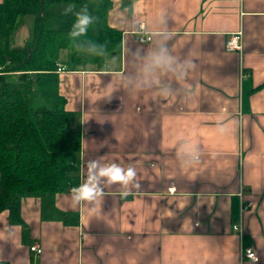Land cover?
I'll return each instance as SVG.
<instances>
[{
	"label": "crops",
	"instance_id": "1",
	"mask_svg": "<svg viewBox=\"0 0 264 264\" xmlns=\"http://www.w3.org/2000/svg\"><path fill=\"white\" fill-rule=\"evenodd\" d=\"M63 4L50 6L64 13ZM28 6L0 0L9 39L0 49L32 38ZM106 21L121 32L120 51L101 66L58 59L66 70L29 72L30 101L64 98L72 112L78 186L96 160L133 167L140 187L123 196V185L102 180V195L79 203L72 189L23 194L17 220L0 192V264H264V0H109ZM237 30L241 49L226 50ZM162 48L171 70L151 66ZM187 60L194 67L178 79Z\"/></svg>",
	"mask_w": 264,
	"mask_h": 264
},
{
	"label": "trees",
	"instance_id": "2",
	"mask_svg": "<svg viewBox=\"0 0 264 264\" xmlns=\"http://www.w3.org/2000/svg\"><path fill=\"white\" fill-rule=\"evenodd\" d=\"M32 0H5L27 7ZM133 0H121L130 8ZM56 3L87 6L94 23L83 37L70 30L48 27L42 16L34 19L32 38L21 49H0V73L20 72L11 81L0 75V192L3 205L18 219L19 197L28 193H53L77 187L81 134L66 130L72 112L64 98L52 106L34 107L30 101L29 72L52 70L60 50L71 47L69 63L101 66L108 53L121 48V32L107 24L109 0H40V12ZM103 45L93 49L92 45Z\"/></svg>",
	"mask_w": 264,
	"mask_h": 264
},
{
	"label": "clouds",
	"instance_id": "3",
	"mask_svg": "<svg viewBox=\"0 0 264 264\" xmlns=\"http://www.w3.org/2000/svg\"><path fill=\"white\" fill-rule=\"evenodd\" d=\"M74 5H68L65 8V14L73 13L75 20L71 26L69 36L73 39L83 37L87 34L89 27L94 23V17L89 13L87 6H82L79 11H74ZM93 49L103 48V45H92ZM174 58L167 54V50L162 48L159 52L152 56V67L168 68L172 69ZM177 67L181 69L178 79H183L187 76L189 69L193 68L194 65L190 60L185 61L182 64H178ZM163 95L170 94V90L165 89L162 92ZM136 171L133 167L124 168L116 163L107 165H101L98 161L92 160L87 164V176L84 183L77 187H74L72 191V199L74 203L81 201H92L98 196L102 195L101 181L104 180L109 184L119 183L125 187V191L122 193L123 196L131 194L128 188L131 185L134 188H139L140 185L136 181ZM249 259L256 261L258 258L254 253L249 251Z\"/></svg>",
	"mask_w": 264,
	"mask_h": 264
},
{
	"label": "rangeland",
	"instance_id": "4",
	"mask_svg": "<svg viewBox=\"0 0 264 264\" xmlns=\"http://www.w3.org/2000/svg\"><path fill=\"white\" fill-rule=\"evenodd\" d=\"M67 4H70V3H67ZM59 6H66V5L63 4V5H59ZM74 6L76 8V5H74ZM39 12H40V7L38 4V1L32 0L29 4L28 8L25 11V15L23 18L29 20L34 16H36V17L39 15L42 16V14H40ZM61 18H62V20L59 21V19H61ZM43 19H44L45 24L48 25V27L49 26L52 28H59L60 27V28L66 29V30H68V28H70V30H71V26L75 20V16L71 13L65 14V11H64V13H62V9H60V8L57 9L56 7L48 6L45 9V16L43 17ZM49 19L53 20V21H51L50 24L47 22ZM71 21H72V23L69 24ZM8 41H9V39L7 37H4V36L1 37L0 36V48H4L7 45ZM71 49L72 48L69 47V48H65V49L60 50L58 53V59H61L63 61H68V54L71 51ZM1 74L2 73H0V75ZM5 74H6L5 75L6 77L12 78L11 81H15L16 79H18L17 76L20 75V72H10V73H5ZM40 99H41V93L38 91L36 98H34V105L39 104L38 102L40 101Z\"/></svg>",
	"mask_w": 264,
	"mask_h": 264
},
{
	"label": "built area",
	"instance_id": "5",
	"mask_svg": "<svg viewBox=\"0 0 264 264\" xmlns=\"http://www.w3.org/2000/svg\"><path fill=\"white\" fill-rule=\"evenodd\" d=\"M135 38L139 42H142V43H145V42L150 40L149 34L143 31V25L141 23L139 24V29L135 32ZM241 42H242V33H241V30H237V31L229 34L227 40L225 41V48H226V50H229V51H232V50L238 51L241 49ZM56 70L58 72L66 70L65 65H63L59 62L56 63ZM70 189H73V187H71ZM251 205H252V202L247 201L246 203L241 204L240 209H241V211H243ZM240 227H241L240 222H236L232 225V228L234 230L240 231V229H241ZM30 249L35 251L36 253L40 252L39 246H37L35 244H32L30 246ZM242 251H243V255L246 256L247 258H249V255H248L249 251L254 253V251L250 247H243Z\"/></svg>",
	"mask_w": 264,
	"mask_h": 264
}]
</instances>
